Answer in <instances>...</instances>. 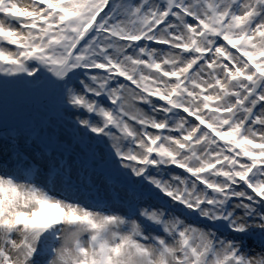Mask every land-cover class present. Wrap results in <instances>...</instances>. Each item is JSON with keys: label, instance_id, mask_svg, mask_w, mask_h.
<instances>
[{"label": "snow or ice", "instance_id": "obj_1", "mask_svg": "<svg viewBox=\"0 0 264 264\" xmlns=\"http://www.w3.org/2000/svg\"><path fill=\"white\" fill-rule=\"evenodd\" d=\"M5 85L53 118L0 145V264H264V0H0ZM65 126L126 213L31 179Z\"/></svg>", "mask_w": 264, "mask_h": 264}, {"label": "rangeland", "instance_id": "obj_2", "mask_svg": "<svg viewBox=\"0 0 264 264\" xmlns=\"http://www.w3.org/2000/svg\"><path fill=\"white\" fill-rule=\"evenodd\" d=\"M45 96L47 95L44 93L31 92L20 85L0 86V101L7 102L8 104V107L0 106V145L3 144L7 136L12 135L15 131L27 132L29 129L39 127L42 122L51 119L50 113L45 112L47 98L45 102L43 101L44 103L41 102L43 104L35 109L31 107H22L19 109H16V107L15 109H11L13 107L12 98L14 99L16 97L25 102L33 103L35 101L40 102ZM64 118L66 120L74 119L71 116H65ZM56 131L58 134L60 133L61 129L59 126H57ZM63 135L65 137L63 147L56 152V159H61L60 151H63L65 165L68 164V160L71 157L73 160L71 166L66 167L63 176H56L54 172L50 173L42 167L43 161L38 155L32 158L30 153H26V163L34 166L38 172L31 179H34L36 183L42 186L53 188V194H70L88 206L93 205L97 200L104 201L110 208H115L121 213H126L128 207L124 201L127 199V196L122 182L108 179L112 165L109 164L106 167L104 174H100L99 170H95L94 174L91 161L84 166L81 165V161L84 159V156L80 154L81 149L86 153L96 151L97 155H99L100 148H103V146L97 148L93 145L91 149L83 144L78 146L77 140L73 139L70 130L66 126ZM69 141H71V144H69ZM51 155L52 153L50 152L49 156ZM13 161L14 158L11 152L6 155L2 148H0V170L4 168L10 170L13 167ZM116 184L119 186L117 187ZM144 200H148L147 195H145ZM150 203L153 206H158L155 200L150 201Z\"/></svg>", "mask_w": 264, "mask_h": 264}, {"label": "flooded vegetation", "instance_id": "obj_3", "mask_svg": "<svg viewBox=\"0 0 264 264\" xmlns=\"http://www.w3.org/2000/svg\"><path fill=\"white\" fill-rule=\"evenodd\" d=\"M42 99V98H41ZM44 99V98H43ZM12 100H13V104H12V106L13 107H11V109H15L16 107V109H18V106H21L23 103H29L28 101L27 102H25V101H23V100H20V99H17L16 97L13 99L12 98ZM47 100H48V97H47ZM35 102H38V101H35ZM44 102H45V100H44ZM43 102V103H44ZM43 103H41V104H43ZM41 104H39V106L41 105ZM0 106H3V107H8V104H7V102L5 103V102H3V101H0Z\"/></svg>", "mask_w": 264, "mask_h": 264}, {"label": "water", "instance_id": "obj_4", "mask_svg": "<svg viewBox=\"0 0 264 264\" xmlns=\"http://www.w3.org/2000/svg\"><path fill=\"white\" fill-rule=\"evenodd\" d=\"M47 98V96L44 97V99H42L40 102H33V103H23L21 106H18L19 108L22 107H31L33 109L37 108L39 106V104H41V102H43L45 99Z\"/></svg>", "mask_w": 264, "mask_h": 264}, {"label": "trees", "instance_id": "obj_5", "mask_svg": "<svg viewBox=\"0 0 264 264\" xmlns=\"http://www.w3.org/2000/svg\"><path fill=\"white\" fill-rule=\"evenodd\" d=\"M50 118H53V115H52V113H50ZM109 179V178H108ZM112 180H114V181H118V182H121L120 180H117V179H115V178H113ZM123 184V183H122ZM116 186L118 187L119 185L118 184H116ZM123 186H124V189L126 190V188H125V185L123 184ZM130 194V193H129Z\"/></svg>", "mask_w": 264, "mask_h": 264}]
</instances>
